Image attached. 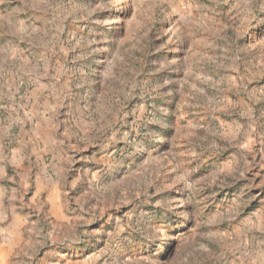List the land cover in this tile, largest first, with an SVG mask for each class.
<instances>
[{
  "label": "rangeland",
  "instance_id": "374dc122",
  "mask_svg": "<svg viewBox=\"0 0 264 264\" xmlns=\"http://www.w3.org/2000/svg\"><path fill=\"white\" fill-rule=\"evenodd\" d=\"M0 264H264V0H0Z\"/></svg>",
  "mask_w": 264,
  "mask_h": 264
}]
</instances>
